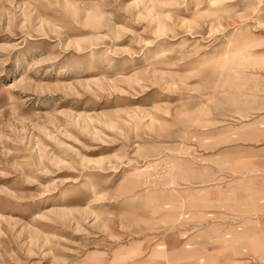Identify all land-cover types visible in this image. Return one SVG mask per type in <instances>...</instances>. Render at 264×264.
<instances>
[{
	"label": "rangeland",
	"instance_id": "rangeland-1",
	"mask_svg": "<svg viewBox=\"0 0 264 264\" xmlns=\"http://www.w3.org/2000/svg\"><path fill=\"white\" fill-rule=\"evenodd\" d=\"M0 264H264V0H0Z\"/></svg>",
	"mask_w": 264,
	"mask_h": 264
},
{
	"label": "bare ground",
	"instance_id": "bare-ground-1",
	"mask_svg": "<svg viewBox=\"0 0 264 264\" xmlns=\"http://www.w3.org/2000/svg\"><path fill=\"white\" fill-rule=\"evenodd\" d=\"M246 45H248V44H246ZM248 58V57H247ZM255 123V122H254Z\"/></svg>",
	"mask_w": 264,
	"mask_h": 264
}]
</instances>
